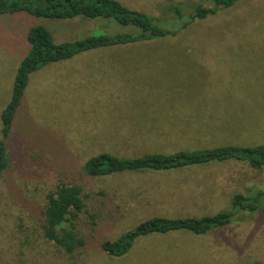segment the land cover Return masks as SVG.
<instances>
[{
	"label": "rangeland",
	"instance_id": "1",
	"mask_svg": "<svg viewBox=\"0 0 264 264\" xmlns=\"http://www.w3.org/2000/svg\"><path fill=\"white\" fill-rule=\"evenodd\" d=\"M120 1L161 20L171 16L170 3L180 5L183 16L198 3L212 6L211 0ZM54 22L22 11L0 15V114L28 51L31 26H48L56 43L98 26L48 25ZM178 29L184 30L161 40L92 50L30 74L7 140L9 164L0 177V264H264V196L259 210L239 213L229 225L205 234L141 236L121 257L99 246L155 216L215 214L231 209L235 192H264V171L242 162L214 163L186 170L194 173L188 180L198 184L185 208L156 211L139 200L140 182L148 180L144 174L85 172L84 162L100 152L138 157L264 143V0H240ZM125 58L150 60L93 61ZM153 109L161 117L155 122H168L173 109L174 129L125 128L133 113ZM59 184L80 186L88 201V212L78 218L87 248L72 255L40 229L45 196Z\"/></svg>",
	"mask_w": 264,
	"mask_h": 264
},
{
	"label": "trees",
	"instance_id": "2",
	"mask_svg": "<svg viewBox=\"0 0 264 264\" xmlns=\"http://www.w3.org/2000/svg\"><path fill=\"white\" fill-rule=\"evenodd\" d=\"M238 1L211 0L212 6L209 7L198 3L185 16L180 5L170 3L167 11L171 16L161 20L131 9L120 0H0V15L22 11L55 21L48 24L50 27L61 22L78 21L81 26L98 23L97 27L81 31L77 38L57 43L48 26L38 24L28 29L26 40L29 48L18 65L10 99L0 114V177L9 164L7 140L31 73L44 65L69 60L92 50L142 44L175 36L184 30L179 27L185 28L196 20L215 15ZM109 25L119 29L109 31L106 29ZM228 161L242 162L253 169L264 171V143L244 146L224 144L170 154L146 153L138 157L100 152L88 158L83 168L89 176L105 177L122 172L184 170ZM252 190L233 193L231 209L202 216H155L122 232L115 239L101 241L99 246L108 255L121 257L141 236L181 230L205 234L211 229L227 226L239 213H253L262 207L264 192L258 190L252 195ZM45 200L39 219L42 236L68 255L86 249L87 240L78 228V218L81 213L88 212V201L84 200L80 186L59 184L55 190L46 194Z\"/></svg>",
	"mask_w": 264,
	"mask_h": 264
},
{
	"label": "crops",
	"instance_id": "3",
	"mask_svg": "<svg viewBox=\"0 0 264 264\" xmlns=\"http://www.w3.org/2000/svg\"><path fill=\"white\" fill-rule=\"evenodd\" d=\"M71 60V59H69ZM148 58H125V59H97L93 60L95 62H121V61H149ZM121 86V85H120ZM119 88L114 86V88ZM177 111V110H175ZM159 109H153L145 113H133L135 117H132L128 122H123L127 124L126 129H157L152 127L162 128L167 126L174 129V111L172 109L173 115L169 114L165 117L168 122H155L161 120ZM146 115L150 117L149 120L146 119ZM180 120L183 118L178 117ZM184 170H163V171H143L139 172L144 174L145 178L148 180L140 182V202L146 203L151 209L156 211H177L185 208V201L188 198L194 199V191L198 183L188 180L194 177V173ZM142 193V195H141Z\"/></svg>",
	"mask_w": 264,
	"mask_h": 264
}]
</instances>
